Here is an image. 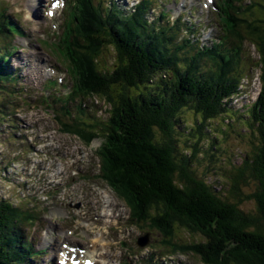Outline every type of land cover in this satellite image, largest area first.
Masks as SVG:
<instances>
[{
    "label": "trees",
    "instance_id": "obj_1",
    "mask_svg": "<svg viewBox=\"0 0 264 264\" xmlns=\"http://www.w3.org/2000/svg\"><path fill=\"white\" fill-rule=\"evenodd\" d=\"M121 26L114 25V29L101 23L84 26L83 31L88 33L87 52L78 61L82 71L80 80L89 92L104 93L115 106L112 127L106 143H102V159L110 169L107 178H117L119 185L115 187L118 191L124 189L128 203L137 207L139 222L145 221L140 215L143 216L148 206L160 212L156 222L168 243L174 236L176 242V234L183 230L191 235L200 233L206 239L204 244L190 242V245L175 246V250L185 247L205 264H264V92L245 115L235 112L248 118V127L254 129L250 143H263L262 149L259 154L245 156L240 164L228 163L222 179L212 181L214 177L220 178L217 163L226 151L219 150L220 144L212 145L217 139L211 136L214 130H209L208 122L229 111L225 100L236 93L234 86L192 79L184 74L174 82L161 78L171 67L161 66L144 49V44L130 40ZM238 32L232 28L226 36L238 37ZM147 39L152 44L153 33ZM258 40L263 64V30L259 31ZM111 42L119 54V68L103 71L95 63V57L102 45ZM262 81L264 84V72ZM188 113L201 117L195 124L198 131L189 133L195 140L187 139L183 116ZM179 143L191 146L190 156L180 149ZM201 143L210 145L202 150ZM208 148L217 160L209 156ZM197 158L206 160L205 173L195 170ZM249 179L257 184L253 192L248 187ZM243 186L249 191L244 198L255 202L254 211L240 208ZM12 213L22 215L24 211L16 212L13 204L0 202V243L8 245V249L0 245V261L3 260L0 264L14 262L12 258L16 256L12 255V248H17L14 238H18L12 226L18 220L12 223L15 217L11 215L8 219L12 226L8 230L2 226L4 218Z\"/></svg>",
    "mask_w": 264,
    "mask_h": 264
},
{
    "label": "rangeland",
    "instance_id": "obj_2",
    "mask_svg": "<svg viewBox=\"0 0 264 264\" xmlns=\"http://www.w3.org/2000/svg\"><path fill=\"white\" fill-rule=\"evenodd\" d=\"M253 1L258 3L262 0H243L245 8L240 13V19L248 18L253 21L256 20L254 18V14H252L253 11H255L258 16L263 15L262 11H258L256 7L251 6ZM36 24L37 21H35L33 25L28 26V28L31 30V41L29 46H27L28 43H25V52L20 51V54L18 55L20 58H15L13 64L16 67H24V69L21 71V76L23 77V82L21 83L29 89L39 90L38 87L44 82V79L38 75V70H40L42 73L43 67L49 64V62L44 61L43 57L46 56V54L38 46L39 44L37 43L36 39L39 30H36ZM55 24L59 25L60 21H55ZM239 24L243 27V22H240ZM243 29H245V27H243ZM246 31L248 33L246 34L247 38L244 40V49L246 60L249 59L247 69L249 68L248 70H250L254 77H249L250 79H253L250 84L248 82L244 83L243 93L241 94L242 97L236 100V109H241L244 105L253 103L254 100L258 98L261 90V83L259 81L260 69L255 68L253 65L259 59V54L257 51L259 48L257 44H255L257 42V38L255 37L257 32H249V29H246ZM19 45L22 46L21 43H17V46ZM38 55H41L42 57L39 58ZM32 58H37V62L33 63L31 61ZM117 60L118 55L116 54L115 50L111 48L105 53V56L102 57L101 63H104L108 67L111 66L113 62L116 63ZM261 66V72L262 70L264 72V63L261 64ZM36 71L37 74L34 75ZM33 79H35V82ZM34 95L37 97L41 96L40 92L34 93ZM32 102L33 104L21 103V109L17 111L18 114H14L10 106H6L4 108L0 106V198L14 201L15 206H18L15 207L16 212L22 208H26L29 210L28 212H31L35 208H39V206H41L42 210H39L38 212V215L41 217L39 219L40 221L37 223L38 229H43L42 225L45 224L44 219H54L55 224L56 220L69 219L67 215L71 214L76 216L78 221H81V218L83 217L91 221L95 218L99 220L103 211L108 212L109 210H116V208L119 207L118 211L121 214L126 215V220L124 222H118L114 225V227L104 230L106 232L105 237L111 243V247L114 249H118L120 244L128 253L132 251L135 254V257L130 258V260L137 261L146 252L151 251L150 259L156 258L157 264L162 262L161 259L164 254L170 255L172 261L169 262V264H176L177 260H182L181 264H203L202 258H200L195 253H191V255L182 254L184 256H173L170 253L171 250L168 248L169 245L165 244L164 239L160 236V232L162 231L156 222L158 213L160 212L156 211L153 206H148L146 208L147 210L143 213V216L139 214L141 219H145L143 223H135L130 221V209L124 201L127 197L122 192L124 189L120 188L119 191L116 189L115 185H119V183L116 181L117 178L112 180L107 178V175H110V169H108L106 162L99 156V154H103L102 150L100 149V139L94 140L93 143L87 147L85 143L81 141V139L79 140L75 136H70L68 134H65L66 136L62 135L64 133L61 132V128L55 122L51 124L53 128L49 124V115L45 113V109L39 107V104L35 103V100H32ZM223 108L228 107L223 105ZM233 111L236 112L235 109L231 110L229 108L227 113H222V117L217 118L215 121L209 124L211 129L213 127L216 137L214 136L213 131L210 132L211 136L217 139V143H212V145L217 146L220 144V147H218L219 150L226 151V153L223 154L217 163L219 165L220 178L214 177L212 181L222 179L223 175L225 174V167L228 165V163L229 165L231 163H235L236 165L238 163L240 164L244 160L245 156L259 154L263 147V143H250L251 138L248 134V130L251 136L253 134L252 130H250L246 123L248 118L241 117L239 114L233 113ZM242 113L244 112L241 111V114ZM35 117H39L40 119L35 121ZM183 117L186 119L185 124L187 125L186 129L188 130V133H186L187 139H191L189 133L194 134L198 131L197 127H195V122L198 116L196 115L195 118L194 114H185ZM102 118L105 120L107 117L103 115ZM229 123L233 126L227 129ZM18 124L22 126H19ZM182 129H184V127H182L181 130ZM23 130H30V136L28 137L27 143H21L22 139L19 135V131ZM221 130L228 135V138H225V135ZM182 138L183 137L180 139ZM69 140L73 141V143H71ZM179 144L180 149L183 151L186 150L188 152V156H190V153L193 152L191 146L187 147L183 143ZM209 145L210 144L207 143H201L202 150L204 147L206 148ZM207 151L209 152L210 157L212 155L213 160H217L211 148H208ZM200 154L203 157L205 155L204 153ZM13 158H18V161L14 162ZM65 159L70 160L71 164L73 161V170L69 171L68 169V171L66 170L67 172H71L72 174L75 172V169H82L94 176H89L87 177L86 181H81L79 188L72 187L71 189L62 191V194H59L58 192L60 191V187L56 184V181L59 178L65 177V171L61 174H58L64 168L62 166V161ZM205 161L206 160L204 159L202 160L197 158V163H195L194 166L195 170H201L203 171L202 173H205L207 170ZM200 166H203V168L201 169ZM21 172H26L25 178L23 179H19ZM76 173L74 175L75 177L78 176ZM64 179H69L70 181H68L73 186L74 179H71V177L68 175ZM249 180L250 183L248 184V187L250 190H256L257 184L251 179ZM24 181L25 185L28 184L27 187L29 192H23L22 190V183H24ZM33 185H37V187ZM83 186H85V188H82ZM20 190H22V192L16 201V196ZM70 190L73 191L71 192ZM241 190L244 198L247 196L249 191L245 189V186L241 187ZM92 192L94 194L89 195ZM99 194L103 196L104 200ZM49 195H55L54 198L56 200L59 197L62 198V203L60 204V202H56V200L53 202L48 200ZM85 195H89L86 202L89 203L90 208L79 214V210H75L74 203H76L78 199L83 198L82 196ZM231 200L234 201L235 198ZM21 201L23 202L20 203ZM108 203L109 205H106ZM33 205H35V208H33ZM240 208H243L246 211H252L255 208V202L252 199L248 200L244 198L243 201L240 202ZM131 209H133V214L137 218V207L132 206ZM44 210L45 212H43ZM62 212H64L66 218H63L64 214ZM11 215H14L15 217L12 223L16 219L18 220V222L16 221V225L14 223L17 229L21 230L22 232H26V221L25 219L22 220L23 217H21V214H9L4 218L2 226H6L5 229L8 230V226H11V221L8 218L11 217ZM54 224L48 227H51ZM85 227L86 226L83 225L82 230L85 229ZM144 231H150L153 233V235H151L149 245L145 248H140L137 246V239L144 235ZM0 232H2L1 229ZM35 234L39 235L38 230ZM176 240L177 243L182 245H185L190 240L197 244H204L206 242L205 237H203L200 233L194 232L191 235L184 230L183 232L178 231L176 234ZM14 241L17 242L20 240L14 238ZM50 243L54 248L58 247L60 244L56 230L54 231ZM0 245L3 248L8 249V245L5 243H0ZM32 255L36 257L35 253ZM56 257H58L57 254ZM143 259L144 261H142L141 264H150V262H147V257ZM42 262H45L46 264H57V260H38L36 264ZM123 264L131 263L125 261Z\"/></svg>",
    "mask_w": 264,
    "mask_h": 264
},
{
    "label": "bare ground",
    "instance_id": "obj_3",
    "mask_svg": "<svg viewBox=\"0 0 264 264\" xmlns=\"http://www.w3.org/2000/svg\"><path fill=\"white\" fill-rule=\"evenodd\" d=\"M23 1L25 3L26 7L19 0H1L0 1V27H2L3 30L7 32V33H5L6 35L7 34L13 35L12 34L13 33L12 29H17L15 34H17V36L20 35L18 37L21 38V36L23 34H26V31H27L28 26L30 24L31 14L32 13L35 14L36 10H38L40 8H43V6H44L42 0H23ZM26 1H27V3H26ZM103 2H105L107 4L109 2V0H103ZM191 4L193 6H195V7H197V8H199L201 6V4L197 0H195ZM212 4H213L212 9L215 8L216 12L224 20H226V17H227L231 21V23L233 25L235 24V22H236V14H234V13L229 14L228 11H227L228 7L227 6L225 7L223 2L215 1ZM206 8H208V7L206 6ZM125 9H126L125 4L121 3L118 0V2L115 3L111 7L110 11L112 12V17H114L115 19L120 20ZM39 12L41 13L42 10H40ZM99 16L103 18V15L101 13L99 14ZM25 23L27 24V27H25ZM6 25L12 26V29H10L8 27H5ZM256 26H257L256 23L246 24L245 28L247 30L249 29V32H250ZM217 33H219L222 36V38L228 44H232V40L226 38L225 32H223L221 30V31H219ZM259 47H261V45ZM85 48L86 47H84V48H82L81 50L78 51V56H81L83 52H87V49L85 51ZM1 50H3V49L0 48V51ZM18 55L19 54L17 52H14L13 50H11L5 56V58L2 61L0 60V72H1L0 87H1V85H3L6 82V80L8 79V77L10 75V70L7 67H5V65L6 64H12L14 62L15 58L19 59L20 57H18ZM103 56H105V54ZM212 58H214V57L212 56ZM223 63L226 66L234 67V64L231 63L230 57H229L228 54H225L223 56ZM35 74H37V71L34 73V75ZM38 75L41 76V77L43 76V74L41 73L40 70H38ZM214 82L215 83H220L218 81V79H216ZM13 85H15L16 87L13 88ZM8 89L12 90L11 91V96H10V103L13 105V107L20 108V104L23 102V97H22V95L20 94V92L18 90L17 84L15 82H13L12 80H10V86L8 87ZM195 124H196V122H195ZM250 130H252V134H253L254 133V129H250ZM22 134H23V132L19 131V135L21 136V139H22L21 143H26L24 137L22 136ZM13 159H14V162L18 161V158H13ZM72 170H73V167L71 166L69 171H72ZM64 171L65 170L63 168V170H61V172H59L58 174H61ZM76 171L77 170L75 169V172L72 173V174H71V172L70 173L66 172L65 177L68 175V176L71 177V179H74L73 176L75 175ZM25 175H26V172L25 173L21 172V175L19 176V179L20 178L21 179L25 178ZM65 177H63L62 180H61L60 191L58 192L59 194H62V186H67L68 188L72 187V185L69 182L70 180L68 179L69 180L68 181L67 179H64ZM24 183H25V181H24ZM33 186L37 187V185H33ZM55 200L56 199L54 198L52 200V202L55 201ZM56 202H60V204H61L62 203V198L59 197L56 200ZM126 203H128L127 199H126ZM107 205H109V203ZM33 208H35V205H33ZM39 210H42L41 206H39V208H35L28 215H26L25 217L22 218V220L25 219V221H26V232H22L21 230H18L16 226L13 227L14 230L16 231V235H18V239L20 240V241L15 242V247L19 248L20 252L22 254H24L25 256H27L28 259H29V256L31 255V251L34 250L33 244H32L30 239H34L35 237L39 238V235L35 234L36 231L39 230L37 228V223H36L38 221V217H40L38 215ZM62 213L64 214V212H62ZM101 215H103L105 217L109 216V218L111 220L115 221V223L113 225L118 223V222H116L118 220L117 215L112 210H109L108 212H104L103 211L101 213ZM67 216L69 217V219L68 218L67 219H60L59 221L61 222L63 220L62 222L66 223L68 225H72L73 224L74 227L80 226V221H78V218L76 216H73L71 214H68ZM63 218H66L65 214H64ZM82 221L84 223H88V225L86 227L88 228V231H90L91 234H93V236H94L92 238V248L96 249V250H100L102 248H104V249L108 248L110 243L107 240V238L105 237V233L106 232L104 230L110 228L111 223L104 221V223L101 225L102 229H97L95 227L97 222L88 221V220L83 219V218H82ZM24 236H25V239H24ZM38 250H39L40 254H45L46 253V250L44 249V245H43L41 239H39V241H38ZM88 254L94 255V253H91L90 251H88ZM12 264H23L22 263V259H19L17 256H15L14 257V262H12ZM25 264H29V263L25 262ZM38 264H46V263L42 262V263H38Z\"/></svg>",
    "mask_w": 264,
    "mask_h": 264
},
{
    "label": "water",
    "instance_id": "obj_4",
    "mask_svg": "<svg viewBox=\"0 0 264 264\" xmlns=\"http://www.w3.org/2000/svg\"><path fill=\"white\" fill-rule=\"evenodd\" d=\"M148 242H149V239H148V237H145L143 240H142V242H141V246H144V245H146V244H148Z\"/></svg>",
    "mask_w": 264,
    "mask_h": 264
}]
</instances>
